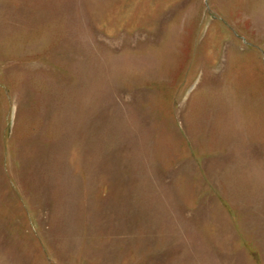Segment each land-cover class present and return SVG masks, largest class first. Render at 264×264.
I'll list each match as a JSON object with an SVG mask.
<instances>
[{"label":"rangeland","instance_id":"1","mask_svg":"<svg viewBox=\"0 0 264 264\" xmlns=\"http://www.w3.org/2000/svg\"><path fill=\"white\" fill-rule=\"evenodd\" d=\"M0 264H264V0H0Z\"/></svg>","mask_w":264,"mask_h":264}]
</instances>
